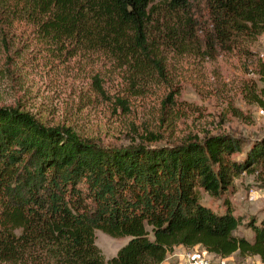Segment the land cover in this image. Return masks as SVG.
<instances>
[{"label": "trees", "instance_id": "16d2710c", "mask_svg": "<svg viewBox=\"0 0 264 264\" xmlns=\"http://www.w3.org/2000/svg\"><path fill=\"white\" fill-rule=\"evenodd\" d=\"M201 4L205 47L229 49L264 33V0ZM198 7L192 0H0V47L27 32L59 55L102 52L121 66L159 68L162 49H184L195 38ZM260 67L264 94V59ZM243 172L264 186V136L105 146L0 107V264H160L175 246L264 263V216L249 219L246 238L235 234L240 218L228 200L222 211L201 202V189L226 193ZM96 230L129 239L105 259Z\"/></svg>", "mask_w": 264, "mask_h": 264}, {"label": "rangeland", "instance_id": "374dc122", "mask_svg": "<svg viewBox=\"0 0 264 264\" xmlns=\"http://www.w3.org/2000/svg\"><path fill=\"white\" fill-rule=\"evenodd\" d=\"M192 1L203 11L195 15L196 36L184 49H162L159 68L121 66L102 52L59 55L27 32L18 34L0 47V107L27 111L45 126L70 128L105 146L176 144L216 133L245 143L264 136V94L258 90L264 33L237 38L229 49L205 47L200 29L208 22L205 9L201 0ZM200 192L201 202L215 211L224 210L228 200L240 218L235 234L251 238L247 222L264 216V186L254 173L233 178L218 196ZM128 239L95 231L105 259ZM175 247L167 252L170 264H177L184 250ZM218 260L261 264L236 254Z\"/></svg>", "mask_w": 264, "mask_h": 264}, {"label": "built area", "instance_id": "2783aa9c", "mask_svg": "<svg viewBox=\"0 0 264 264\" xmlns=\"http://www.w3.org/2000/svg\"><path fill=\"white\" fill-rule=\"evenodd\" d=\"M182 248H184V250L181 254H179L177 264H226L223 260H218L219 256L207 253L198 246ZM169 259L170 258H166L165 261L160 264H170ZM243 264L252 263L245 262Z\"/></svg>", "mask_w": 264, "mask_h": 264}, {"label": "crops", "instance_id": "0c3cea01", "mask_svg": "<svg viewBox=\"0 0 264 264\" xmlns=\"http://www.w3.org/2000/svg\"><path fill=\"white\" fill-rule=\"evenodd\" d=\"M179 247H181L182 248V246H176L175 248H179ZM231 256V255H230ZM229 257V256H228ZM166 258H168V255H166ZM257 258V257H256ZM261 262V261H260ZM261 264H264V263H262L261 262Z\"/></svg>", "mask_w": 264, "mask_h": 264}]
</instances>
